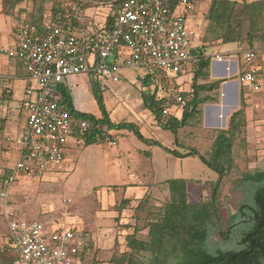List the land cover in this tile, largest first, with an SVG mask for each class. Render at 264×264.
<instances>
[{"label":"rangeland","instance_id":"rangeland-1","mask_svg":"<svg viewBox=\"0 0 264 264\" xmlns=\"http://www.w3.org/2000/svg\"><path fill=\"white\" fill-rule=\"evenodd\" d=\"M67 1L70 0H23L9 8L4 7L3 0H0V46L7 45L10 41L14 42L12 25H21L27 20H32L33 16L39 17L44 14L48 16L53 5ZM197 1L199 7L196 12L188 13V25L196 31L192 40L193 47L203 46L206 53L212 55L209 70V79L212 80L214 79L213 61L218 54H224L230 60L243 58V51L248 46L245 38L249 27L245 25L239 39L235 41L220 43L216 46H213L212 41L206 44L204 35L208 21L204 13L210 7L212 0ZM237 1L252 2L255 0ZM80 15L88 18L89 25L101 27L106 17L113 15V11L109 3L95 1L89 8L82 9ZM255 46L258 50L260 64L262 63L260 61L261 50L258 48L261 46V41L257 40ZM3 59L0 55L1 66L4 64ZM191 69L192 63H189L186 67L188 73L185 72L181 78L176 77V81L191 79ZM25 72L27 73L23 70L24 74ZM120 72L119 81L114 82L110 79V85L104 87L98 84L112 120L134 122L145 137L156 140L169 148L183 152L187 151V147L194 146L203 155H209L213 137L211 134L202 133L209 131L203 128L202 120L196 121L202 118L203 110L197 119H192L188 126L181 130L183 132L181 142L186 148L176 146L172 132L163 129L152 111L143 103L142 92L153 91V84L144 83L143 76L146 75V71L143 68H122ZM262 75L264 77V67H262ZM28 82L29 78L25 75L9 81L8 77L2 75L0 67V118L5 120L4 123L0 122V178L17 159L16 138L22 133L28 114L22 103L23 92ZM93 82L88 74L81 73L67 77L66 85L70 88L68 90L71 92L77 109L98 115L100 111L93 95ZM71 85L76 86L73 88ZM189 85L190 82L185 84V87ZM3 90L10 92V95L2 96ZM244 93L248 102L247 125L244 134L247 145L246 147L236 145L234 149L236 169L220 181L219 208L224 228L227 227L226 219L230 213H236L241 205L252 202L255 184L245 182L237 188L234 182L241 180L246 172L254 173L264 170V88L256 93L245 89ZM159 96H163L161 90L157 93V97ZM172 112L178 116L181 114V111H177L175 107H172ZM114 131L117 139L119 140V137L121 139L120 145L102 142L85 144L82 139L71 137L65 161L58 167L49 169L42 177L20 176V182L13 187L8 200L7 208L14 210L20 216L31 220L49 221L56 227L61 226L86 232L91 240L92 250L86 255V261L83 264H93V259L97 260L98 264H122L120 263L121 256L127 251L124 238L130 230L124 229L123 226L129 222H135L134 208H131L130 204L125 214L119 217V221H116L119 216L118 205L126 195L131 196L132 204L135 205L136 198L144 196L145 191L141 186V188L134 186L129 188L127 194H124L122 187L116 189L113 185L122 186L145 179H151L157 183L150 194L149 207L151 209L148 207L142 212L138 222L142 228L138 236L146 238L145 225L151 217L148 215L149 211H159L170 197L168 185H163L165 179H187L189 181V201L199 202L211 197L212 184L219 178V173L203 162L198 155L178 157L166 151L161 145L144 142L133 131L122 129L120 135ZM149 146H153L151 157L141 154L140 151L136 153L137 155L133 152L138 148L147 149ZM123 151L126 156L129 155V166L123 164L126 159L120 155ZM148 166L155 169V174L146 171L144 175H140L141 168L147 169ZM4 212L5 206L0 202L1 247L8 234ZM245 226L246 223L239 224L235 233L228 236L221 235L218 230L212 233L209 241L210 248L213 250L218 247L238 248L240 231ZM227 230L229 231V227ZM116 239L119 244L116 245L114 251ZM113 255L117 258V262L111 260ZM140 258L149 263L151 255L143 252Z\"/></svg>","mask_w":264,"mask_h":264},{"label":"built area","instance_id":"built-area-1","mask_svg":"<svg viewBox=\"0 0 264 264\" xmlns=\"http://www.w3.org/2000/svg\"><path fill=\"white\" fill-rule=\"evenodd\" d=\"M100 2L109 3L113 11L115 23L111 29L106 28V21L101 27L89 25L88 18L80 15L81 6L72 3L57 18L48 14L37 25L25 22L15 26L13 44L0 47V54L22 62L29 78L22 97L28 114L22 133L16 138L17 159L0 182V202L5 206L8 229L4 243L14 260L0 264L86 261V256H82L90 239L86 232L31 220L7 208L20 176L42 177L65 161L76 118L59 88L64 85L70 89L67 77L86 73L104 87L110 85V79L120 80L122 68H143V80L157 81L163 92V119L173 115L172 107L182 112L188 103L176 77L195 59L192 40L196 31L188 25V13L198 9L195 0ZM243 53L247 68L238 73V81L248 90L259 91L263 75L258 51L249 47ZM223 59L218 55L217 60ZM89 127L88 121L80 124L81 132ZM96 138L102 143L119 144L113 130L104 129Z\"/></svg>","mask_w":264,"mask_h":264},{"label":"trees","instance_id":"trees-1","mask_svg":"<svg viewBox=\"0 0 264 264\" xmlns=\"http://www.w3.org/2000/svg\"><path fill=\"white\" fill-rule=\"evenodd\" d=\"M23 0H3L4 7H14ZM95 1L115 2V0H70L63 4H56L51 7L50 14L57 18L72 3L87 8ZM196 8L199 2L195 0ZM7 11V9H6ZM208 21L204 42L206 44L212 41L213 46L220 43L235 41L239 39L242 28L248 25L249 29L246 35V42L250 48L255 47L257 40L261 41L264 47V0H255L252 2L237 0H212L210 7L204 13ZM47 16H33L29 22L39 24ZM39 18V19H38ZM24 22V23H25ZM86 23V21H84ZM82 24L81 22H78ZM115 23V16L109 15L106 20V28L111 29ZM241 37V36H240ZM195 59L192 66L191 89L184 91V96L188 99L181 116L171 115L163 119V109L165 107V98L157 97L160 90L159 83L153 82V91L150 93L142 92L143 103L150 109L156 120L163 129L169 130L174 135L176 146L184 147L181 142L180 131L188 126L192 119L202 112L203 105L218 101L219 89L222 79L210 80V68L212 55L206 53L203 46L192 50ZM148 81H144L148 85ZM60 92L63 100L75 113L74 135L84 140L85 144L100 142L96 134L104 129L122 130L128 129L146 143L161 145L169 153L178 156L201 157L209 167L219 173V178L212 184V195L209 199L199 202H190L188 197V180L185 178H171L166 181L170 190L169 200L159 210H150L151 215L145 227L147 228V237L140 238L141 227L140 214L148 209L150 194L137 199L133 205V200L124 196L118 205L119 217L125 214L126 209L134 208L135 222L125 224L124 229L130 230L124 238L127 251L123 252L120 263L122 264H264V170L254 173H244L241 180L235 183V187L240 188L245 182L255 184L252 202L240 206L236 213H230L226 219L227 227L224 228L222 222V213L220 210V181L227 175H230L236 169V160L234 149L237 144L246 147L247 139L245 130L247 125V107L248 102L244 92L241 94V105L235 110L229 119L227 128L213 129L212 145L208 156L203 155L194 147H187V151L180 152L177 149L162 145L156 140L145 137L134 122L112 120L107 108L105 99L102 95L98 83H92L94 98L99 107L100 115L78 110L73 102L70 90L64 85H60ZM246 88V87H245ZM10 92L3 90L2 96L10 95ZM198 119L196 121H201ZM82 121H88L90 127L88 131L81 132L80 124ZM0 122H5L0 118ZM150 155V153H147ZM11 166L7 172L0 178V182L10 172ZM130 184L122 186L113 185L114 188L122 187L125 192ZM150 208V207H149ZM151 209V208H150ZM246 223L245 228L240 231L238 241L239 247L236 249H222L220 247L211 249L209 241L212 233L217 230L221 235L228 236L235 233L236 227ZM229 227V231L227 228ZM116 239V245H118ZM92 250L91 240L87 241L82 256L85 257ZM148 252L151 255L150 262L146 263L140 258V254ZM14 260L10 249L3 244L0 246V262L9 263ZM112 261L117 262L113 255ZM93 264L98 261L93 259Z\"/></svg>","mask_w":264,"mask_h":264},{"label":"crops","instance_id":"crops-1","mask_svg":"<svg viewBox=\"0 0 264 264\" xmlns=\"http://www.w3.org/2000/svg\"><path fill=\"white\" fill-rule=\"evenodd\" d=\"M43 21H44V19H43ZM14 27L15 26L12 25V30L14 29ZM12 44H13L12 41H10L7 45H4V46H11ZM0 47H2V45ZM198 47H201V46H198ZM247 48H249V47L247 46L245 49H247ZM254 48H256V46ZM258 49L261 50L260 51V59H261L260 61L262 63H260V64L262 66L259 64V61H258V64H259V66L264 67V47L262 46V44H261L260 48H258ZM0 55H2V54H0ZM218 55L224 56V59L222 61L217 60ZM218 55L216 56V59L213 61V72H214L213 78L214 79H222L223 81H222L220 89H219L218 101H216L214 103H206L205 107H203V116H202L203 128L209 130L208 132H202L205 135H209V134L212 135L213 133H211V130H213V129L227 128V126L229 124L230 116L241 105V94H242V92H244L245 89L247 90V88H245L238 81V73L242 72L243 70H245L247 68V65L245 64L244 59L239 58V59L230 60L224 54H218ZM2 57L4 58L3 59V61H4L3 66L0 65V67L2 69V75L5 77H8L9 81H12L13 79L16 80V78H19V77L24 76V75L26 77H28L26 72H25L26 74L23 73V70L26 71V69H25L24 65L22 64V62H20L18 60L10 59L6 55H2ZM192 66H193V62H192ZM190 71L192 72V69ZM185 72L188 73L187 70H185ZM184 73H181L178 77L181 78L182 76H184ZM192 77H193V74L191 76V79H189V80L184 79L181 82H178V81L177 82L181 84V87L185 91H189L191 89ZM146 81H148V80H146ZM189 82H190L189 87H185V84H187ZM28 84H29V82H28ZM152 84L153 83H151L150 81L148 82V85H152ZM153 87H154V84H153ZM262 88H264V77H263ZM262 88L260 90H262ZM251 92L256 93L257 91H251ZM182 112H181V114H182ZM99 114H100V112H99ZM181 114L179 116H181ZM175 116H178V115L176 114ZM114 132L118 133L120 135L121 131L115 130ZM182 135H183V132L180 131L181 139H182ZM73 137L81 139V138L77 137L76 135H74ZM70 141L71 140H69V142L67 144L66 151H67L68 147H70ZM83 142H84V140H83ZM120 144H121V139L119 137V144L118 145H120ZM151 145H153V144H151ZM152 147L153 146H149L147 149L138 148L137 150H133V152L135 153V155H137L136 153H138V151H140L141 154L148 156V157H151L152 156V152H151ZM180 152H182V151H180ZM147 153H150V155H148ZM120 155H121V157L126 158L123 161L124 162L123 164L126 166H129V159H128L129 155L126 156L124 151ZM138 158H139V160L142 159L141 156H139ZM146 171H151L153 174H155V169L152 166H148L147 169L141 168L140 175H144ZM168 179H171V178L165 179L163 181L164 182L163 185H168L166 183V181ZM145 180H147V181H145ZM145 180L139 181V182H133V183H126V184H130L131 186H129L127 188V190L124 192V194H127L129 188L134 187V186H139V187L141 186L145 191L144 196H146L147 194H152L151 191H153L155 189L157 183L151 179H145ZM144 196L137 197L136 200L143 198ZM126 197L131 198V196H128V195H126Z\"/></svg>","mask_w":264,"mask_h":264}]
</instances>
